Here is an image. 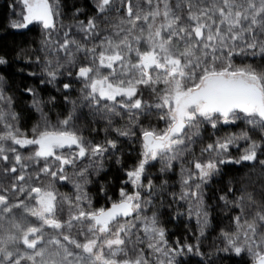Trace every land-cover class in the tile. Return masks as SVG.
Here are the masks:
<instances>
[{"label":"snow or ice","instance_id":"1","mask_svg":"<svg viewBox=\"0 0 264 264\" xmlns=\"http://www.w3.org/2000/svg\"><path fill=\"white\" fill-rule=\"evenodd\" d=\"M19 2L21 21L11 26L40 24L46 32L45 47L57 54L46 61L48 82L55 81L61 69L77 68L87 105L109 123L112 117L127 116L126 127L115 131L131 137L132 128L139 127L142 151L136 166L126 172L125 183L135 190L121 188L119 200L94 208L85 190L88 171L102 166L99 158L108 148L115 149L116 142L93 145L76 127L75 111L53 124L35 98L41 120L29 136L16 123L11 98L0 90V161L6 165L0 167V264H150L138 246L145 241L150 254L164 257L158 264H174L176 254L184 247L192 252L193 246L167 247L156 215L141 216L156 191L151 179L143 182L146 165L159 161L163 173L174 162L181 163V192L173 197L188 202L189 215L194 210L204 225L208 221L202 186L220 165L248 161L264 166L258 158L264 144L247 132L216 139L201 149L200 158L186 161L191 167L185 166L204 124L215 129L244 121L264 133V69L235 63L237 57L264 59V0H96V12L104 21H109V13L117 14L116 22L105 28L96 16L87 23L58 26L59 0ZM65 27L69 31L63 32L62 42L52 38ZM72 27L90 46L70 36ZM145 91L151 101L144 99ZM153 113L164 122L163 128L143 126L140 118ZM239 140L248 146L239 158H232L229 149ZM20 149H30L29 154ZM85 160L88 164L77 169ZM66 166L82 180L74 184V198L59 193L53 182L69 179ZM41 177L51 180L45 183ZM220 199L228 202L225 196ZM246 205L257 208L250 219ZM234 207L240 210L233 217L236 231L223 233L228 245L224 251H247L253 264H264V206L242 190Z\"/></svg>","mask_w":264,"mask_h":264},{"label":"trees","instance_id":"2","mask_svg":"<svg viewBox=\"0 0 264 264\" xmlns=\"http://www.w3.org/2000/svg\"><path fill=\"white\" fill-rule=\"evenodd\" d=\"M59 2L61 15L58 25L59 23L65 26L75 25L78 21L87 23V20L94 16L98 18L101 28L108 27L110 22H116L115 12L108 14L109 21H104L98 16L95 8L96 0H59ZM77 9L80 11L77 12ZM21 13L22 6L19 0H0V59L5 61L0 64V80L4 83L3 94L11 98V111L18 115L16 123L29 136L33 126L38 123L37 116L40 113L33 106L35 98L40 101L43 113L53 124L75 111L72 103L75 102V107L80 109V113L75 112L74 123L87 140L93 145L105 144L107 140L116 142L115 149L108 148L113 152L107 151L103 157L99 158L102 166L98 170L95 169L97 174L91 175L93 171L89 168L87 176L89 183H87L86 192L92 198V206L94 208L105 206L110 200L117 198L121 188H130L129 184L125 183L128 179L126 172L133 169L140 160L142 151L140 128L133 127L135 136L129 139L124 136L119 137L115 129H121L128 117H112L111 123L103 121L101 114L90 108L83 99L82 83L75 76L77 68L61 69L57 79L49 83L50 78L45 72L46 61L54 59L57 54H53L49 49L43 52L42 42L45 34L38 25L22 28L19 31L11 26L12 21L21 18ZM120 15H124V12L121 11ZM64 31H69L68 27L61 29L59 35H53V37L56 36L55 39L62 42ZM69 34L82 43H87L83 40V34L79 33L75 27L71 28ZM88 43L90 46V42ZM58 55L63 57V53ZM235 63L238 66L252 64L259 69H264V59L259 56L243 59L237 57ZM68 71L73 73L71 77L67 75ZM65 83L71 84V88L64 89ZM28 89H32L33 92H28ZM140 119L145 127L152 125L163 128L165 126L163 121L156 119L155 113ZM242 132H247L252 140L264 144V133L253 130L244 121H237L234 125L227 127L219 125L215 129L209 124H204L201 128V137L192 145L194 156H187L185 161L200 158L201 149L216 139L231 134L239 135ZM247 146L246 141L239 140L238 146L231 150V157L239 158ZM261 153H264V148L258 152L259 160H264V154ZM87 164L88 161L85 160L82 166ZM3 166H6L5 163L0 161V167ZM42 166L43 164H40L36 167ZM162 166L159 161H151L146 165V178L143 182L147 184L148 179H151L156 185V191L151 197V203L144 208L151 215L155 214L159 225L165 229L167 247L178 249L185 245L193 246L192 252H188L184 247L182 252L176 254L174 264H250L252 257L247 251L239 255L232 250L224 251L228 245L223 233L232 234L236 231L233 217L238 215L240 210L234 207V202L242 194V190L245 196L251 194L257 205L264 206V166L258 162L248 161L240 164L226 163L222 165L218 176L203 184V211L207 212L208 221L206 225L198 222L193 216L183 214L181 209L186 207V204L173 197V194L178 197L181 192L178 182L179 163L174 162L173 167L163 173L160 171ZM46 178L49 179V177H41L42 180ZM164 181H167V184L161 187ZM10 183L9 179L6 186ZM54 183L59 193L74 198L75 193L71 185L64 181H54ZM142 196L148 198L147 191H142ZM222 196L227 198V203L220 199ZM256 210V206L246 205L245 215L250 219ZM201 228H203V234H201ZM261 233L264 234V227L261 228ZM142 248L150 264H158L156 260L154 262L153 254H150L151 250L144 244ZM160 258L164 259L162 256Z\"/></svg>","mask_w":264,"mask_h":264},{"label":"rangeland","instance_id":"3","mask_svg":"<svg viewBox=\"0 0 264 264\" xmlns=\"http://www.w3.org/2000/svg\"><path fill=\"white\" fill-rule=\"evenodd\" d=\"M21 6H22V11H23V5L21 4ZM109 14H111V13H109ZM19 21H21V18L19 19V20H15V21H12L11 23H13V22H19ZM107 23V22H106ZM105 23V24H106ZM34 25H38L41 29H42V31H44V39H43V42L45 41V39H46V32H45V30L42 28V26L40 25V24H36V23H34V24H30L29 26H28V28L29 27H31V26H34ZM103 25V24H102ZM59 26V25H58ZM103 28H105L104 26H103ZM56 37V36H55ZM55 37H53L54 39H55ZM75 37V36H74ZM76 38V37H75ZM42 42V49H43V52H47V50H48V48L47 47H45V45H44V43ZM88 43V42H87ZM89 44V43H88ZM83 62V61H82ZM81 82V81H80ZM3 82L0 80V90H2V88H3ZM82 85V84H81ZM82 88V87H81ZM144 99H146V100H149V101H151L152 100V96H151V94L149 93V92H147V91H145V93H144ZM79 104V103H78ZM75 112L77 111L78 113H80V109L78 108L77 109V107H75ZM11 110V109H10ZM89 112L90 113H93V111L92 110H89ZM39 114V116H37L38 117V122L41 120V115H40V113H38ZM101 117H103L102 115H101ZM102 120L103 121H105V122H109L107 119H105V118H102ZM127 122H128V118L127 119H125V121H124V126L121 128V129H124L125 127H126V124H127ZM0 130H2V126H0ZM31 135H32V133H31ZM30 135V136H31ZM119 137H120V135H119ZM130 137H127V139H129ZM238 144H239V141H237L236 142V144L235 145H233L232 147H230V149H229V153H231V150L232 149H235L237 146H238ZM20 150H22V153L23 154H25V155H28L29 154V151H30V149H28V150H25V149H20ZM113 150V149H112ZM112 150H108L109 152H113ZM231 156V155H230ZM189 160H191V159H189ZM179 163V170H178V182H179V184H180V186H181V183H180V180H181V163L180 162H178ZM223 165V164H222ZM222 165H220L219 166V168H220V170H221V167H222ZM185 166L186 167H191V165H188L187 163H186V161H185ZM80 167H82V165L81 164H78L77 165V169H79ZM91 168V167H90ZM92 171H93V173H91V175H96L97 174V171L94 169V168H92ZM219 173H220V171L217 173V174H215L213 177H216V176H218L219 175ZM66 174L68 175V177H69V179L67 180V181H64L66 184H69V185H71V188L73 189V191H74V193L76 194V189H75V187H74V184L76 183V182H81L82 183V180H81V178L80 177H78V176H76L75 174H74V170L71 168V167H67L66 166ZM212 177V178H213ZM50 180H51V178H49ZM49 179H44V180H42V181H44L45 183H48L50 180ZM128 180V179H127ZM54 182V181H53ZM130 184V183H129ZM131 185V184H130ZM132 186V185H131ZM86 187H87V184L85 185V190H86ZM62 194V193H61ZM75 194H74V197H75ZM65 195V194H64ZM90 198H91V196L90 195H88ZM70 197V196H69ZM91 200H92V198H91ZM180 202H182V203H185L186 204V207H183L181 210H182V212H183V214H186V215H188V216H193V217H195V219L198 221V222H200L199 220H198V218H197V216H196V214H195V211L193 210L192 211V214L191 215H189V203L188 202H186V201H181L180 200ZM141 216H147V217H151L152 215H151V213L149 212V211H147L145 208L143 209V211L141 212ZM63 218V217H62ZM64 218H66V217H64ZM143 235V233L141 232V236ZM146 243H147V241H145V243H142V244H144V245H146ZM142 244H140V245H138L140 248H142ZM153 258H154V262H155V260H156V262L158 263V260L159 259H161L160 258V255L159 254H153Z\"/></svg>","mask_w":264,"mask_h":264},{"label":"flooded vegetation","instance_id":"4","mask_svg":"<svg viewBox=\"0 0 264 264\" xmlns=\"http://www.w3.org/2000/svg\"><path fill=\"white\" fill-rule=\"evenodd\" d=\"M221 126H223V127H227L228 125H223V124H221ZM128 184H129V183H128ZM129 186H130V188H126L125 190H126L127 192L131 193V192H133L135 189H134V187L131 186L130 184H129ZM119 192H120V190H119ZM119 192L117 193V198H116V199H114V200H110V201L108 202V204L105 205V206H103V207H107L109 204H111V201L119 200V199H120Z\"/></svg>","mask_w":264,"mask_h":264},{"label":"water","instance_id":"5","mask_svg":"<svg viewBox=\"0 0 264 264\" xmlns=\"http://www.w3.org/2000/svg\"><path fill=\"white\" fill-rule=\"evenodd\" d=\"M22 28H15V30H17V31H19V30H21ZM110 206V204L107 206V207H109ZM250 264H253V262H251Z\"/></svg>","mask_w":264,"mask_h":264}]
</instances>
